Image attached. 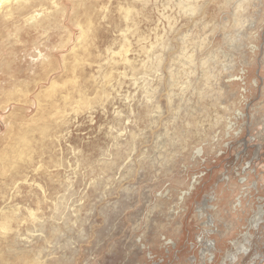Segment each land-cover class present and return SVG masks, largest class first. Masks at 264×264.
I'll return each instance as SVG.
<instances>
[{
  "label": "rangeland",
  "instance_id": "rangeland-1",
  "mask_svg": "<svg viewBox=\"0 0 264 264\" xmlns=\"http://www.w3.org/2000/svg\"><path fill=\"white\" fill-rule=\"evenodd\" d=\"M263 255L264 0L0 10V264Z\"/></svg>",
  "mask_w": 264,
  "mask_h": 264
},
{
  "label": "bare ground",
  "instance_id": "bare-ground-1",
  "mask_svg": "<svg viewBox=\"0 0 264 264\" xmlns=\"http://www.w3.org/2000/svg\"><path fill=\"white\" fill-rule=\"evenodd\" d=\"M22 1H26V0H0V10H2L5 7H8L9 5L17 4V3L22 2ZM6 225L3 224L4 227H6ZM209 247H210V249H213L212 245H210Z\"/></svg>",
  "mask_w": 264,
  "mask_h": 264
},
{
  "label": "flooded vegetation",
  "instance_id": "flooded-vegetation-1",
  "mask_svg": "<svg viewBox=\"0 0 264 264\" xmlns=\"http://www.w3.org/2000/svg\"><path fill=\"white\" fill-rule=\"evenodd\" d=\"M261 215H262V213H260V215L258 216V217L260 218V221L262 220V219H261ZM261 258H262V259H261ZM261 258H260V263H261V264H264V255H263Z\"/></svg>",
  "mask_w": 264,
  "mask_h": 264
}]
</instances>
